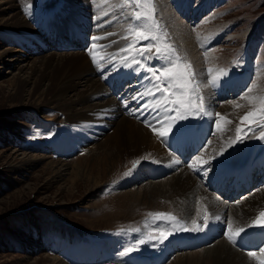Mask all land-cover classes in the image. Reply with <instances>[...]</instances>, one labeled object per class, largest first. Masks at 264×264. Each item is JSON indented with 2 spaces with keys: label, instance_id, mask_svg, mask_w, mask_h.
<instances>
[{
  "label": "rangeland",
  "instance_id": "374dc122",
  "mask_svg": "<svg viewBox=\"0 0 264 264\" xmlns=\"http://www.w3.org/2000/svg\"><path fill=\"white\" fill-rule=\"evenodd\" d=\"M105 1L104 7L99 6L101 1L98 0L82 2L88 4L89 10L95 9L94 15L83 11L71 0H0V264L48 263L47 259H40L42 256L56 257L61 264H154L151 259H155L156 264H189V259L202 255V250L208 248L207 242L194 244V241L209 228V219L214 218V214L207 208L199 219L198 213L192 215L194 220L193 217L187 219L177 203L166 196L168 187L156 184L166 178L170 180L179 172L168 175L167 171L158 178L142 175L144 168L155 169L165 162L161 158L145 160L148 155L141 158L142 153L135 143L124 141L122 137L115 146L105 147L106 136L117 140V132H112L115 126L106 124L108 120L105 117L101 125L95 119L85 122V113L81 112L82 109L78 110L79 101L75 102L78 110L76 119L83 120L81 125L71 122L72 119L76 121L75 115L71 118L73 114L68 115L59 106L46 102L33 104L30 99L33 93L47 90L50 84L48 91H54L58 81L62 82L70 75L67 63H73L76 58H82L92 66L90 76L99 79L109 98H114L118 104L117 97L122 99L120 110L123 112L124 109L131 119L145 126L159 125L161 129L168 130L175 128V123L172 120L162 123L165 119L184 115L186 119L176 121L179 130L189 129L187 135L191 137L193 131L206 134L204 146H200L195 155L204 151L200 156L211 158L219 155L223 159L221 165L215 167L207 162L211 166H206L197 182H202L211 167L216 171L212 174L215 179L224 175L227 168L237 169L241 160L249 159L247 157L262 154L264 158V138H261L264 118L259 113L264 107V0H166L170 10L181 2L190 6L191 12L184 15V21L188 23L189 20L191 24L200 60L198 68L163 24L155 0H151V8L147 9L143 5L137 8L134 4H126L125 0ZM76 11L86 14L89 20H78L80 15L74 19L72 16ZM136 11H147V18L135 19ZM14 16L23 23L7 26V20ZM59 25L64 26L63 36H69L66 44L73 35L78 46L55 50L48 43L50 36L53 39L56 37ZM137 30L148 39L137 36ZM207 33L211 36L215 33L220 38L213 44L205 45V40L201 39ZM129 44L133 48L130 49ZM80 45L82 47L79 48ZM146 45L153 47L141 56L139 53ZM166 46L174 50L168 59L150 58L156 47L163 49ZM67 53L81 55L58 57ZM176 57L181 61L177 71H183L188 63L195 71L192 103L198 104L202 97L204 111H170L169 115L159 109L158 122L155 123V113L145 124L137 119L141 116L146 118L145 111L141 115L131 110L138 109V106L135 108L130 104L132 100L125 98L123 93L125 89L130 92L134 88L141 98L146 96L142 105L154 106L157 103L154 99L160 98L170 110L172 105L165 104L162 99L168 93L158 91V81L147 68L162 70ZM221 70L227 75H222ZM141 71L144 78L139 74ZM114 74L116 80H111ZM199 74L203 77L200 82ZM119 75H127V79L120 80ZM217 77L221 82L212 86L210 81ZM168 83L164 80L163 87H167ZM116 85H121L119 91H111ZM121 88L124 90L120 91ZM173 90L178 91L170 88L169 93ZM184 92L187 98V89ZM115 93L117 97L113 96ZM220 94L225 95L216 98ZM207 95H210V106ZM224 101L235 111L239 107L242 109L229 123L230 119L221 113ZM249 112L255 115L242 121L241 117ZM117 119H120L119 116L115 117ZM237 128L241 130L239 140ZM83 129L84 132L81 131ZM73 130L81 132L76 134ZM170 136L172 140L175 138L172 134ZM154 139L157 141L156 137ZM162 141L165 144V139ZM219 149L224 152L220 153ZM34 156L38 158L31 160ZM21 161L26 164H21ZM137 161L140 163L131 172L133 177L129 178L125 173ZM156 163L159 165L153 166ZM253 176L256 181L259 179ZM146 182H153L150 188L146 187ZM208 183L206 191L212 198L219 203L231 200L233 207L234 204L235 207L246 204L245 196L254 190L250 189L237 199H229L228 194L223 192L218 195V187L210 191L213 185ZM200 185L207 188L202 183ZM256 188L264 189V182ZM155 213L170 214L176 219L165 216L167 219L160 222V218L150 215ZM262 214L264 208L243 223L246 226L240 229H244L245 236L234 243L235 248L226 236V233L231 234L232 221L228 214L223 213L224 226L229 231L222 237V234L215 236L212 242L226 241L238 253L247 256L252 264H264V252L260 251L264 248ZM249 232L257 235L259 242L256 237L249 236ZM137 239L143 242H137ZM180 241L188 243L179 244ZM171 243H178L177 248L168 250ZM249 252L258 257H250ZM83 255L87 257L84 261ZM211 262L202 260V264Z\"/></svg>",
  "mask_w": 264,
  "mask_h": 264
},
{
  "label": "bare ground",
  "instance_id": "6f19581e",
  "mask_svg": "<svg viewBox=\"0 0 264 264\" xmlns=\"http://www.w3.org/2000/svg\"><path fill=\"white\" fill-rule=\"evenodd\" d=\"M83 1L84 0H71V2H73L74 4H78L77 6L83 8V11H88L95 15L94 13L95 9L93 8L92 10L91 9L89 10L88 4H83L82 3ZM98 1H101V4L99 5L100 7L105 4L104 2H106L105 0H98ZM155 2L157 3L156 6L159 9V12H161L162 20H164L163 24H165V27L168 28L175 42L181 44L180 47L183 50L185 49V51H187L188 56L193 60L196 67L198 68L200 66V60L197 57L196 44L195 42H193L192 31H191V27L189 26L191 24L189 23V20H188V23L184 21L186 17L184 15L187 14V12L188 14L191 12L189 4L185 5L181 2L180 4L178 3V6H176L174 10L173 9L170 10L166 0H155ZM9 9H12V8H9ZM209 9H210V6H209ZM194 12L196 11L194 10ZM7 21H8L6 23L8 24L7 26H14L15 23L16 25H20L22 22L21 19H18L17 16H14L13 18L8 19ZM61 25H63L62 22H61ZM77 28L81 29L79 28V26H77ZM63 29H64V26H60V25L57 26L56 37L53 39L50 36L48 43L52 45L55 50L62 49L64 47L67 48L72 45L78 46L76 45V42H75L76 37H74L73 35L70 36L71 40H69V43L66 44L67 39H69V36L68 37L63 36V31H62ZM213 34L214 35L211 36L212 34L207 33L204 36H202L201 41L205 40L203 41V44L205 43L213 44V42H217V40L220 37L216 36L215 33ZM78 35L81 38H83V36L80 35L79 33ZM80 47H82V45H80L79 48ZM204 49H208V48L204 47ZM79 55H81V53H77V54L67 53V54L59 55L58 57L59 58H62V56L78 57ZM49 56H53V55L49 54ZM76 59L77 60L73 61V63L71 62L72 64L67 63V67L70 70V75L67 76L65 80L63 79L62 82L58 81L59 83L56 85L57 87L54 91L52 92L48 91V89L51 87L50 86L51 84H50L47 87V90H44V91L39 90L33 93L32 98H30L33 104L39 105V104H43L46 102V103H49V105H54L55 107L59 106L61 109L63 110L65 109L68 115L69 113L71 115L73 114L71 118H74L73 116L75 115V119L77 118L76 113L78 112V110L82 109L81 112L85 113V116L83 119L85 120V122H93L96 120V122L99 123L100 125L104 123L102 119L105 117L108 120V122L106 121L107 122L106 124H108L110 127L115 126L112 132H117V140L115 139L111 140V137H108V136L105 137L106 138L105 140L106 142L104 143L105 147L107 145L115 146L116 142L122 137L124 141L128 140V141H132L133 144L135 143V146L139 149L140 153H142L140 156L141 158L145 155H148L149 157H146V156H145L146 158L144 157L145 160L146 159L147 160L148 159L158 160L159 158H161L163 162H165L164 164L161 163L162 165L155 169H151V167L146 166L148 168H144V171L141 172L142 175H148L149 177H152V178H155V177L158 178L160 175L166 173L167 171L169 172L168 175H172V174H175L176 172H179V173H176L174 177L172 176L170 180H167L166 178V179L158 181L156 184H162L164 187H168L167 190L165 191L166 196H168L169 199H172L175 202V204L177 203L178 209L181 210V213H185L184 215L187 219H191V217H193L192 215L194 214L196 215V213L199 214V217H198L199 219L201 216H203L202 211H204V209H207V208L209 209V212H212L214 214V218L209 219V223H208L209 228L199 235V237L197 238V241H194V244H197L198 241H203V242L205 241L208 243V248L202 250V253H203L202 255H199L197 257L193 256L191 259H189L190 261L189 264H202L203 259L212 261L211 264H252V261L247 256H245L242 253H238L235 249L232 248L231 245L227 244L226 241L220 240L218 242L217 241L212 242V239L215 236H219L220 234H222L221 235L222 237L226 231L227 232L229 231V229H226V227L224 226V222L222 218L225 217V215H223V213H226V215L228 214L230 220L232 221L231 222L232 224L230 222L229 223L232 225L231 227L233 230L231 229V234L229 235H232L233 239L236 242L239 241L240 238H243L245 236V232H243L239 237L235 236L234 234L236 233L238 229H240V227L246 226L243 223H245L246 221H250V218L255 215L257 210L264 208V189L260 190L259 188H256V186H254V190L251 193L249 192L248 196H245V200L247 201L246 204H243V205L241 204L239 207H235V204L233 207L231 200L228 202L224 201V203H221V202L219 203L217 199L212 198V196L208 194V192L206 191L208 190V187L204 188L202 185H200L201 183L197 182L198 180L197 178L205 170L206 164H203V163L211 162L212 167H215V166L221 165L220 162L222 161L223 158H221L219 155L213 156L211 158L210 157L205 158L204 155L200 156V154L204 151L200 152L199 155H194L193 154L194 152L192 153L193 149L188 148V146L192 145L193 142H195L196 140L200 141L203 144L204 143L203 140H205L206 134H202L200 131H197V132L193 131L194 133L193 137L191 136L187 137L186 135L188 134L189 129L182 128L177 132V135L174 136L175 138L173 140L171 139V136H170L171 134H168L166 138L164 137L162 138L159 135V132L164 129H161L159 125L158 127H155V125L145 126L144 124H141L140 122L131 119L130 118L131 116L129 117V114L127 112H124L125 111L124 109L122 112L120 110V107H121L120 101H122V99L117 97L116 93L113 95L114 97H117V100L120 104V107H119V104L115 101L114 98H111V97L109 98L107 96L109 94H107V92L104 91L101 83L98 81L99 79L93 78V76H90L92 75V72L90 70L92 66L90 64L89 66L82 58H76ZM60 63L62 64V62ZM65 69L66 67H64V70ZM139 74L142 75V77L144 78V73L142 71L139 72ZM201 75L199 74V82L202 81V78H203L201 77ZM126 76L127 75H119L118 79L125 81L127 79ZM114 77H116L115 74L113 75L112 78ZM129 79L132 80L133 78H129ZM111 80H116V78L111 79ZM220 82H221V79H220ZM120 86L121 85L114 86L111 89V91L118 92L119 91L118 89ZM123 90L124 88H121L120 91H123ZM223 92H226V90H224ZM123 95H125V98L128 97L130 100H132L130 104H133L135 108L138 106V109H131V110H135L137 113L141 115L143 113V110L145 111L143 114L147 116L146 118L142 116L140 118H137L141 122L143 121L145 124L148 123L149 119L155 113H156L155 123L158 122L157 120L159 119V116H158L159 109L162 110V113H168L170 115L169 108L164 106L162 101H160V98L154 99L157 101V103L153 104L156 107L157 105H160V108L158 107L157 109L151 110L150 108L154 106L151 105L152 107L151 106L144 107V105L142 104L145 102L146 96L141 98V94H137L134 88L130 92L126 91L125 89V92L123 93ZM224 95L225 94L217 95L216 98H220V96H224ZM106 96L108 99L106 98ZM207 96H208V98L206 97L207 104H209L210 106L211 104L210 99H209L210 95H207ZM212 98L214 99L215 97H212ZM76 101H79L78 105L80 104V107L78 110L76 109V105H75ZM247 101L248 100H246V103ZM225 103L221 105L222 106L221 113L226 115L228 119H230L227 122L229 123L231 119H233L232 117L236 116V114L240 112L239 110H242V109L241 107H239V108H236V111H235L233 108L227 107L228 103L226 104ZM126 105L127 104H125V106ZM151 112H154V113H151ZM116 116L117 117L119 116L120 119L115 120ZM83 120L78 121L76 119L75 121L74 119H72L71 122H73L74 124H76L77 122H78L77 124H80V123L82 124ZM174 123L176 127V122ZM153 129H156V131H154ZM73 131H75V133L77 134L81 131L84 132V129L81 131H77V130H73ZM153 137H156L157 141L155 139L153 140ZM191 138L193 140H191ZM107 139H109V141H107ZM163 139H165V144H162ZM219 147L221 148L222 145H220ZM218 151L220 153L224 152V150L222 149H219ZM168 153H170L172 157ZM190 156H191L192 162L187 163V160L188 158H190ZM31 158H32L31 160H34L38 158V156H34ZM247 158L249 159L241 160L242 162H240L237 165V169L227 168V170H224L225 171L224 175L218 178L216 177L215 179H213L212 174L216 171H214L213 168L211 167L209 170L210 178H211L209 181L211 183L210 185H215L220 188L222 184H224V186H226L224 192H226L227 189L231 192L233 190V187H230V186H234L236 188L235 194H237L238 191L241 189L240 186L242 187L241 191L243 192V188H245L247 184H250V186L253 184L256 185L255 183L256 181H254L252 173H253V170L260 168L258 172H260L264 177V158L262 157V154L255 155L254 157H252L253 159L251 157H247ZM184 159L186 160L184 161ZM21 164H26V163L25 161H21ZM155 165L158 166L159 164L156 163L153 166ZM222 166L223 168H225L224 166L227 167V165H222ZM140 167H142V165ZM140 167H138V169ZM190 171H192L191 176L189 175ZM132 174L128 175V177L132 178L133 177ZM245 178H248V179L244 181ZM251 179L253 180V182L251 181ZM151 183L153 182H146L145 183L146 187L150 188ZM245 194L247 193H244V195ZM227 197L231 199V194L228 195ZM195 201H198V204H194ZM228 204L230 206H228ZM193 220H194V217H193ZM211 229H213L212 232H211ZM247 234L249 236H253L254 238L256 237L257 242H259L257 235H255L253 232H249ZM229 242L236 248L233 242H231L230 240ZM179 244H187V242L180 241ZM209 244H212L213 246L209 247ZM177 245L178 243L177 244L173 243L171 245V248L175 249L177 248ZM79 253H80V250L78 251V254ZM192 253L191 255H193ZM84 257L85 258L82 257V259L87 258L86 256ZM254 257L256 258L258 257V255L255 254ZM41 258L47 259L49 261L46 264H61L58 261L59 259L57 260L56 257L51 258L48 256H42L40 257V259Z\"/></svg>",
  "mask_w": 264,
  "mask_h": 264
},
{
  "label": "snow or ice",
  "instance_id": "6c2138e0",
  "mask_svg": "<svg viewBox=\"0 0 264 264\" xmlns=\"http://www.w3.org/2000/svg\"><path fill=\"white\" fill-rule=\"evenodd\" d=\"M126 4H134L137 8H139L140 6H145L146 9L147 8H151V0H125ZM154 12V9H151ZM27 11V9H26ZM135 19L139 20L141 18H147V11L145 12H140V11H136L135 12ZM136 35L137 36H142L143 39L147 40L148 37L146 35H144L142 32L140 31H136ZM93 39H99V37H94ZM128 47L131 49L133 48V45L129 44ZM153 47V45H146L145 48L143 50L140 51V55L144 56L145 55V51H149L150 49ZM171 51H174L173 49H171V46H166L165 48H161V47H156V52L150 54V58H156V59H168L169 58V54ZM93 58V62H96V58L95 55H92ZM180 58L176 57L175 61L170 60L169 61V66L164 67L162 70L160 69H155L152 67L147 68V71L151 72L153 74V76L155 77V79L158 81V91H162L164 93H168V96L162 98L164 99L165 104H171L172 108L170 109V111H176L178 113L182 112V111H196V112H201L204 111V104H203V98L200 97L199 98V103L198 104H193L192 103V99L193 96L192 94L195 92V86L193 85V80L196 76L195 71L192 69V66L190 63L186 64L183 71H177V69L180 66ZM138 63V62H137ZM143 67V66H141ZM211 71V70H210ZM157 72H159L160 74L157 75ZM221 74L222 75H227L226 72H224L223 70H221ZM164 80H168V85L167 87H163V83ZM176 81V83H173V81ZM219 78H214L210 81V84L212 86H216L219 83ZM178 89V91L173 90L172 92L169 93V89ZM187 89L188 95L187 98H185V92L184 90ZM174 96H178L177 99H171V97ZM149 105H144V107H148ZM157 107H160V105H157ZM259 113L261 115L262 118H264V107H262L259 110ZM219 115V114H217ZM255 113L253 112H249L247 113L245 116L241 117V120H247L250 117L254 116ZM186 119V117L184 115H177L175 118L172 117H168L167 119H165L162 123H168L169 120H172L173 122L179 121V120H183ZM179 124H176L175 128H170L168 130H161L159 132V135L163 138L166 137L168 135V132L171 131V134L173 136L177 135V132L179 131ZM154 131H156V129H153ZM237 131V140L240 139L239 133H240V128L236 129ZM261 138H264V133L261 134ZM140 163V161H137L136 164L133 165V168L130 169L128 172L125 173V175H130L131 172L136 168V166ZM150 215H154L157 218L160 217H165L167 216L168 218L175 220V217L170 216V214H164V213H155V214H150ZM264 215V214H262ZM244 232V229H238L236 231V233L234 234L235 236L239 237L242 233ZM226 236H228V239L235 243L236 241L233 239L232 235H228L226 233ZM166 238V236H165ZM143 241H141L142 243ZM128 251H132V249H128ZM261 252H264V248L260 249ZM250 256L255 255L252 252L248 253Z\"/></svg>",
  "mask_w": 264,
  "mask_h": 264
}]
</instances>
